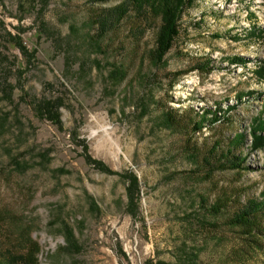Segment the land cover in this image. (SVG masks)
Returning <instances> with one entry per match:
<instances>
[{
  "label": "rangeland",
  "instance_id": "1",
  "mask_svg": "<svg viewBox=\"0 0 264 264\" xmlns=\"http://www.w3.org/2000/svg\"><path fill=\"white\" fill-rule=\"evenodd\" d=\"M126 1L0 0V260L264 264V211L255 234L232 221L264 195V150L222 169L235 134L249 154L262 106L264 0H195L161 63L160 19L131 10L101 33ZM58 98L62 127L36 111ZM229 106V120L193 131L203 109Z\"/></svg>",
  "mask_w": 264,
  "mask_h": 264
},
{
  "label": "trees",
  "instance_id": "2",
  "mask_svg": "<svg viewBox=\"0 0 264 264\" xmlns=\"http://www.w3.org/2000/svg\"><path fill=\"white\" fill-rule=\"evenodd\" d=\"M95 1L104 4L110 0ZM194 1L195 0H127L123 4L112 9L108 14L100 17L96 23L99 25L101 33L106 34L111 27L120 24L131 10H134L141 18L153 17L160 19L161 24L156 37V48L153 50L151 57L157 63H161L179 36V21L185 8L191 7L194 4ZM250 35L252 37H257L260 35V32L256 33V31H251ZM20 49L23 54L27 51L22 45L20 46ZM232 61L235 63H246L244 59L240 57H236ZM259 72L262 74L264 68H260ZM239 100L242 101V97H239ZM63 105L64 103L61 98L39 101L36 104L37 115L41 119H45L58 127H62L60 110ZM234 110L235 108L233 106L227 107L226 110H222L221 107L218 109L216 108L214 111L203 109V112L197 116L199 121L196 119L192 121L193 131H201L207 123L213 125L220 122L223 115H225L223 118L224 120H229V115ZM178 115V111L174 112L173 110H168L164 115V124L168 128L176 127ZM250 136L252 138V143L249 149V154L245 156L241 151L238 154H235V151L243 148L246 142V135L244 133L235 134L228 140V147L225 152L226 162L223 164L222 169L245 171L249 168L245 166L248 156L251 153L264 150V97L262 99L261 110L257 116L251 119ZM220 145L221 143L216 142L214 149L217 150ZM88 161L95 164L90 158H88ZM131 177L134 178V176ZM137 196L138 190L135 179L132 186L128 188V198L135 209L137 206ZM263 211L264 195L261 197V200H249L246 207L234 215L232 221L234 224L243 227L247 232L255 234L258 229H260L258 226L260 225L259 217ZM260 230L262 231V229ZM72 241H74V235L71 231L68 234V243ZM0 264H37V259L33 256H10L6 262L0 260Z\"/></svg>",
  "mask_w": 264,
  "mask_h": 264
}]
</instances>
